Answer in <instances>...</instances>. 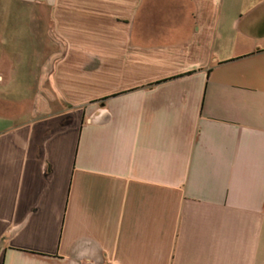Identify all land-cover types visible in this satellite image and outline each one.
<instances>
[{
    "label": "crops",
    "instance_id": "obj_1",
    "mask_svg": "<svg viewBox=\"0 0 264 264\" xmlns=\"http://www.w3.org/2000/svg\"><path fill=\"white\" fill-rule=\"evenodd\" d=\"M0 9V264H264V0Z\"/></svg>",
    "mask_w": 264,
    "mask_h": 264
},
{
    "label": "rangeland",
    "instance_id": "obj_2",
    "mask_svg": "<svg viewBox=\"0 0 264 264\" xmlns=\"http://www.w3.org/2000/svg\"><path fill=\"white\" fill-rule=\"evenodd\" d=\"M1 1H3V0H0V2ZM5 1V0H4ZM1 10V9H0ZM14 18H16V17H14ZM23 18V17H22ZM12 21L13 22H11V25L13 26V28H14V31L13 32H16V31H22L24 28H23V26H22V23L26 26V20L25 19H22L21 21H25V22H21L20 21V24H17V20H15V19H12ZM47 26V28H49L50 27V25H49V21H47V24H46ZM42 28L43 27H41L40 26V31L42 30ZM38 31H39V28H38ZM33 33V30L31 31V34ZM22 34V33H21ZM29 34V33H28ZM44 35H46V34H44ZM30 36H32V35H30ZM41 37H40V40H38V39H35L34 38V36H32V37H25V35H24V32H23V39L21 40V45H20V48H23V50H24V48L26 49V50H29V51H32L33 49H35V48H37V47H35V44H37V45H41ZM46 47H47V44L45 45ZM44 46V47H45ZM45 47V48H46ZM41 48H43V46H41ZM40 48V50H43V49H41ZM47 49V48H46ZM48 49H51V46H50V48H48ZM48 60V59H47ZM49 62V61H48ZM48 62H47V64H48ZM32 91H35V90H31V92ZM17 95V92H15L14 91V96H16ZM3 106H1L0 105V111H4L3 109H1ZM6 109H8V108H10V105H8V106H4Z\"/></svg>",
    "mask_w": 264,
    "mask_h": 264
}]
</instances>
